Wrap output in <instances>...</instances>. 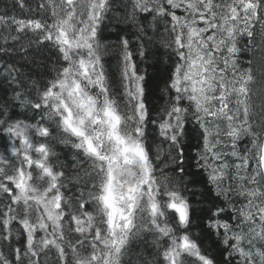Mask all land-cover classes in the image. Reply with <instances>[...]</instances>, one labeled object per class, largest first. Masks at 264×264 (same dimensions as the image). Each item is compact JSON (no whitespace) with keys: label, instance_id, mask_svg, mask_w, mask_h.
Wrapping results in <instances>:
<instances>
[{"label":"snow or ice","instance_id":"obj_1","mask_svg":"<svg viewBox=\"0 0 264 264\" xmlns=\"http://www.w3.org/2000/svg\"><path fill=\"white\" fill-rule=\"evenodd\" d=\"M0 264H264V0H0Z\"/></svg>","mask_w":264,"mask_h":264}]
</instances>
